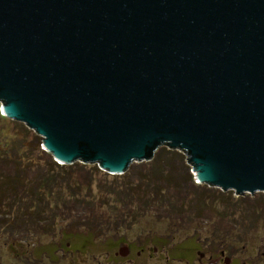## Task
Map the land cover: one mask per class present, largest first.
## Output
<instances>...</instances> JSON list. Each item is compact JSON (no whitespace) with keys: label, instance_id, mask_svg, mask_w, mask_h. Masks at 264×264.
<instances>
[{"label":"water","instance_id":"obj_1","mask_svg":"<svg viewBox=\"0 0 264 264\" xmlns=\"http://www.w3.org/2000/svg\"><path fill=\"white\" fill-rule=\"evenodd\" d=\"M0 101L61 164L264 192V0H0Z\"/></svg>","mask_w":264,"mask_h":264},{"label":"rangeland","instance_id":"obj_2","mask_svg":"<svg viewBox=\"0 0 264 264\" xmlns=\"http://www.w3.org/2000/svg\"><path fill=\"white\" fill-rule=\"evenodd\" d=\"M0 108L3 113L1 101ZM21 125L10 118L0 123V130L11 136H22ZM42 141L43 137L33 129L24 140L26 150L28 147L30 152L29 147L33 148L32 156L37 160L34 165L37 167L32 173L30 171L29 177L46 170L50 160V156L43 152ZM2 149L5 154L3 146ZM28 152L19 154L17 151L4 156L7 163H11L19 161ZM145 163L134 162L128 172L138 168L139 174L145 173L151 168L148 162ZM13 164L5 167L13 171ZM186 164L192 167L187 159ZM190 171L195 175L193 167ZM105 173L108 172L103 170L99 182L94 185L98 199L93 207L76 204L72 212L68 211L67 220L58 219L49 230L46 222L41 221L33 231L28 229L15 234L0 231V264H264V192L243 195L245 199L240 208L217 196L209 199L205 211L199 213L195 206L190 208L184 201L186 188L180 191V195L166 187L160 202L157 199L159 205L154 204L155 198H151L152 208H142L141 200L137 198L133 205L139 206L138 212L124 207L114 214L109 212L105 203L112 198L104 196L105 188L100 186L105 181L113 182L117 176ZM174 173L187 177V170L179 162ZM87 174L83 171L77 177L86 178ZM137 179L134 174L133 180ZM124 181L129 182V179ZM185 186L189 187V184ZM234 196L239 198L242 195L234 192ZM255 204L263 209L260 214L253 212ZM57 216H62L61 212ZM115 216H121V220L117 218L115 224L114 221L107 224L108 227L116 226L117 230L106 234L90 236L88 232L97 230L82 226L95 218L105 224ZM43 218L47 215L43 214Z\"/></svg>","mask_w":264,"mask_h":264},{"label":"trees","instance_id":"obj_3","mask_svg":"<svg viewBox=\"0 0 264 264\" xmlns=\"http://www.w3.org/2000/svg\"><path fill=\"white\" fill-rule=\"evenodd\" d=\"M6 120H10V118L1 113L0 108V123ZM20 123L22 124L21 129L24 130L22 136L20 134L11 136V134L5 133V130H0V231L12 234L25 232L28 229L30 231L37 230L41 221L46 222L45 225L49 230L58 219L61 221L67 220L68 211L72 212L71 210L74 207L76 208V204L79 203L93 207L98 199V193L95 191L94 185L99 182V177L103 171L98 164L81 163L79 161L71 165L61 164L54 158L52 153L43 148V152L50 156L46 170L29 177L30 171L32 173L37 167H34L37 160L32 156L33 148L29 147L31 151L28 152V147L26 150V146H24V140L32 132V129L24 122ZM2 146L5 154L17 151L19 154L28 153L24 154L17 162L7 163V157L4 156ZM21 147L24 149L19 151ZM186 159L187 155L180 150L161 146L153 159L146 161L151 168L145 173L139 174L137 168L132 173L127 171L125 174L116 175L117 177L113 179L115 183H109L108 181L102 183L100 187L105 188L106 191L104 196L112 198L105 202L108 205L109 212L115 214L120 211V208L124 207L127 210L133 208L132 212L137 209L138 212L139 206L134 207L133 205L137 198L141 200L140 206L142 208L151 209L153 201L154 204L159 205L157 199L160 202L161 195L165 193L166 187L178 191L179 194L180 191H184L186 188L183 196L184 201L190 205V208L195 206L199 213L205 211L209 199L217 196L223 198V202L232 203V206L235 205L237 208L243 205L245 197L243 195L239 198L235 197V191H224L220 188L213 189L208 184L197 183L196 176L190 171L192 167L186 164ZM178 162L181 167L187 170V177L184 175H178V177L174 173ZM12 163H14V168L13 171H10L5 166ZM83 171L88 172L86 178H84L85 176H83L84 179L78 178L77 175L83 173ZM107 174L110 173H105V175ZM134 174H137V180H133ZM126 178L129 179V182L124 181L125 183H123V179L126 180ZM188 184L189 187L185 186ZM262 194L264 195V193ZM151 198L155 199L151 201ZM252 210L255 213L258 211L257 213L260 214L263 209L255 204ZM84 211L82 213H85ZM59 212L62 215L60 216L61 219L57 216ZM43 214H46L47 218L42 219ZM117 218L121 220V216L110 217L108 221H105V224L96 218L89 221L84 220L86 223L82 226L97 230L96 232H88L90 236H97V233L106 234L112 230H117L116 226L110 225L108 227L107 224V222L111 224L112 221L115 224Z\"/></svg>","mask_w":264,"mask_h":264}]
</instances>
